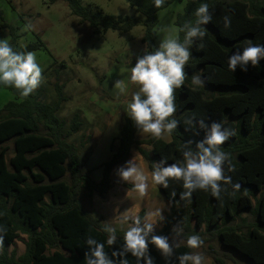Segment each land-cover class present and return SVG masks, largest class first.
Segmentation results:
<instances>
[{
    "label": "trees",
    "instance_id": "16d2710c",
    "mask_svg": "<svg viewBox=\"0 0 264 264\" xmlns=\"http://www.w3.org/2000/svg\"><path fill=\"white\" fill-rule=\"evenodd\" d=\"M67 1L72 13L89 23L95 34L109 30L127 33L143 25L142 42L150 51L158 47V13L175 1H185L183 12L176 18L178 28L195 19L194 11L201 2L208 3L212 19L202 26L204 38L196 41L191 49L193 56L185 66L188 78L175 92L174 118L179 125L172 140L152 137L139 141V130L126 116L120 136L111 146L112 157L102 165L101 182L93 179L79 149L69 142L81 130L80 115L73 117L69 127L58 116L65 101L62 85H56L57 99L50 104L43 101L42 88L22 98L14 88L0 85L16 97L0 108V226L7 229L2 233L0 264H86L88 237L103 243L111 257L112 251L122 247L123 232L117 229L118 240L109 246L108 234L102 231L104 224L85 209L82 192L87 191L90 197L107 194L113 186L112 170L129 161L133 149L146 161L150 172L152 164L161 159L169 164L182 161L184 142L199 141L205 135L198 126L188 129L185 121L192 118L204 119L209 126L222 122L233 131L234 135L221 145L227 154L225 175L231 176L232 183L221 182L219 198L210 190L198 189L184 200L180 198L185 191L182 181L170 180L167 189L157 185L171 206L163 227L155 234L171 237L172 228L178 226L183 229L180 239L186 242L188 236L199 235L205 248V229L218 241L219 248L210 245L206 250L216 264H226L227 259L235 261L234 252L255 264H264V60L258 67L249 65L246 72L239 66L234 73L228 69V57L237 50L242 53L249 44L264 45V0H165L161 8H155L153 0H128L143 14L142 20L107 15L83 6L79 0ZM225 16L230 18L229 28L224 27ZM3 26L9 29L10 43L17 51L45 48L43 42L18 47L15 28ZM178 35L183 40L184 33ZM193 74L205 79V87L191 85ZM235 184L241 185L239 190L233 187ZM145 214L143 209L139 216ZM22 236L26 237L25 252L19 256L15 251L10 253L9 248ZM149 250L155 264H166L155 246L149 245ZM193 251L186 243L180 244L175 256ZM126 258L129 264H136L131 254ZM173 264H178L175 257Z\"/></svg>",
    "mask_w": 264,
    "mask_h": 264
},
{
    "label": "rangeland",
    "instance_id": "374dc122",
    "mask_svg": "<svg viewBox=\"0 0 264 264\" xmlns=\"http://www.w3.org/2000/svg\"><path fill=\"white\" fill-rule=\"evenodd\" d=\"M79 1L83 6L100 10L107 15L129 17L134 20L144 18L128 0ZM184 6L185 1H175L158 13L159 23L156 27L158 46L169 34V29L173 31L179 29L175 22L177 15L183 12ZM28 22L34 25V30H24ZM3 25L15 28L19 35L18 47L38 42L45 44V48L34 51L37 62L43 69L44 81L39 87L44 90L43 101L49 104L55 102L56 85L64 87L65 101L58 116L66 121L69 127L73 117L76 114L80 115L81 130L74 134L69 142L79 149L87 167L92 170L93 179L101 182L104 174L102 165L112 157L111 146L120 136L121 126L128 116L127 103L131 100V94L136 91V88L129 84L126 94H118L114 89V83L118 79L127 82V69L134 66L138 56L145 54L147 47L142 42L145 27L138 25L127 33L109 30L107 33L95 34L89 23L83 22L72 13L67 0H0V38L11 41L9 29ZM213 90L209 88V92L212 93ZM15 99L12 91L0 89V108ZM136 138L144 141L152 137L138 131ZM163 140L171 141L172 135L166 136ZM143 147L151 150L149 146ZM135 156L136 162L150 174L148 164L137 149H133L130 160ZM125 164L117 165L112 170L113 186L107 194H94L90 197L87 191L82 192L80 199L85 209L103 224L109 222L117 229H120L119 220L125 211L130 215H139L143 209L146 213L162 209L165 220L170 211V203L151 180L143 197L133 191V186L122 181L117 174V169ZM164 220L155 226V232L161 230ZM202 233L205 239H208L206 249L201 247L194 251L203 253L204 264H216L206 254V250L210 245L214 249L219 248L218 241L210 238L205 229H202ZM171 240L172 236L169 237L170 242ZM25 241L26 237L22 236L9 248V252L15 251L18 256L23 254ZM184 243L186 242L181 244ZM234 255L235 261L227 259L226 264H255L239 253L234 252Z\"/></svg>",
    "mask_w": 264,
    "mask_h": 264
},
{
    "label": "clouds",
    "instance_id": "9594fccd",
    "mask_svg": "<svg viewBox=\"0 0 264 264\" xmlns=\"http://www.w3.org/2000/svg\"><path fill=\"white\" fill-rule=\"evenodd\" d=\"M155 8H161L165 0H153ZM194 20L185 21L178 30L169 29V34L160 41L155 50L145 48V54L138 56L134 66L127 69L128 79H118L114 89L118 94H126L128 85L136 88L127 103V115L141 134H149L156 140L171 136L178 128L179 121L175 119L177 106L175 92L184 86L188 74L185 66L192 58V47L197 40L202 41L205 30L202 26L211 22L212 14L209 5L201 2L194 11ZM224 27L229 28L231 21L228 16L223 18ZM25 31L34 30V25L28 22ZM184 33L183 40L178 35ZM203 48V44L199 45ZM264 60V45L249 44L242 53L237 50L228 57V69L234 73L239 66L247 71L248 66L258 67ZM131 62V61H130ZM44 81L43 69L31 51H17L7 38H0V85L14 88L22 98H28ZM205 79L199 74H193L191 85L204 87ZM192 129L199 127L205 131L204 138L199 141L188 140L183 144V160L168 163L161 159L152 164L151 173L136 162V156L117 169L119 178L131 184L132 190L143 197L148 189L149 180L155 185L167 189L170 180L182 181L185 191L180 198L190 199L196 190L211 191L212 196L219 198L221 182L231 184V176H226L224 164L227 154L221 150L232 135L231 129L225 128L222 122H212L209 126L204 119H189L185 121ZM193 144L195 147L193 148ZM232 170L231 168L229 169ZM233 187L239 190L241 185ZM176 193L173 192L172 196ZM164 220L162 209L147 212L144 217L122 213L119 224L123 232V244L118 250L111 252V257L105 251V245L92 237H88L86 245L88 251L84 253L86 264H129L126 258L131 254L136 264H155L151 256L149 245L155 246L166 264H173V258L178 264H204V255L199 251L186 252L175 256V249L184 241L179 239L183 229L178 226L172 228V240L168 236L156 235L155 226ZM126 225V227H125ZM7 229L0 226V252L3 250L4 235ZM108 234L107 244H116L117 228L109 222H104L102 229ZM204 241L199 235L187 237L186 244L190 249H199Z\"/></svg>",
    "mask_w": 264,
    "mask_h": 264
},
{
    "label": "crops",
    "instance_id": "0c3cea01",
    "mask_svg": "<svg viewBox=\"0 0 264 264\" xmlns=\"http://www.w3.org/2000/svg\"><path fill=\"white\" fill-rule=\"evenodd\" d=\"M170 142V141H169Z\"/></svg>",
    "mask_w": 264,
    "mask_h": 264
}]
</instances>
